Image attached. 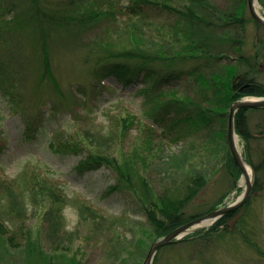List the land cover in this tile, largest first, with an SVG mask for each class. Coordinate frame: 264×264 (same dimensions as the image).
<instances>
[{"label": "rangeland", "instance_id": "374dc122", "mask_svg": "<svg viewBox=\"0 0 264 264\" xmlns=\"http://www.w3.org/2000/svg\"><path fill=\"white\" fill-rule=\"evenodd\" d=\"M18 1L0 0V24L2 19L11 21L10 17L20 10ZM120 1L127 3V0ZM211 1L220 9L231 11L237 0ZM256 9L264 16V0H256ZM144 10L140 25L145 31L153 30L154 39L160 41V34H164L175 16L151 7ZM244 17V28L236 29L242 45L237 48L225 44L222 54L227 56L216 62L209 61V64L204 63V58L177 62L174 67L183 72L170 84L160 85L159 89L164 90L162 101L172 99V94L167 93L169 89H175L179 95L183 92L194 97L200 95L196 92L199 85L188 73L191 68L196 67L206 74L212 69L218 71L222 64H234L240 53L249 55L256 48L261 51L258 79L264 81V28L255 24L247 7ZM119 18L126 20L127 14ZM22 31L0 28V217L8 229L1 234L4 239L0 237V264H27L22 249L27 228L33 229V235L39 236L43 248L51 252L54 242L48 233L50 219L44 213L50 202L33 192L38 188L28 189L33 176L48 177L65 200L60 209L63 227L59 235L72 234L70 249L83 264H121L119 258L128 254L126 246L131 248L132 256L128 257L127 264H141L153 242L147 233L150 224L136 195L130 190L111 189L117 178L107 167L80 169L78 163L88 153L87 149L72 153L51 146L65 137L79 140L82 136L94 140L96 135L104 140L99 148L118 156L135 146L140 151L148 150L138 144L151 136L154 155L146 157L147 165L140 166V171L156 193L163 189L176 191L188 174L199 172L206 178L205 185L185 206L186 217L205 214L210 208L214 207L210 209L212 211L239 198L245 182L241 174L235 180L227 163V114L221 119L215 118L209 125L196 126L179 121L169 129L166 125L171 119L183 116L189 110L170 107L160 116L163 121L161 125H155L154 132L143 129L140 123L154 124L151 101H146L140 91L149 88L151 80L139 78L124 86L113 75L105 76L101 81L94 79L93 57L89 62L85 60L90 55L85 42L99 34L94 30L81 33L75 39L57 33L52 36V69L67 94L69 102L64 101L48 83L34 88L40 69L31 40ZM109 36L117 41L125 34L115 29ZM257 40H260L259 45ZM161 68V65L156 66L157 70ZM79 87L84 89L85 97ZM75 99L77 102H73ZM127 116L132 119H129L131 123L121 130L119 121ZM247 116L249 130L254 136L250 151L253 160L259 162L264 157V111L251 110ZM237 143L240 152L244 153V141L239 135ZM259 176V189L250 194L248 204L243 205L235 220L228 218L226 228L205 231L212 223L194 227L181 239L159 247L153 264H264V168L259 171ZM26 180L30 181L29 186L24 183ZM6 183L21 199L19 214L8 212L10 197L4 188ZM82 202L105 219L99 216L97 220L93 219L91 210L83 212L82 219ZM61 237V240L66 239L65 234ZM136 238H141L140 246H137L140 241L135 244Z\"/></svg>", "mask_w": 264, "mask_h": 264}, {"label": "trees", "instance_id": "16d2710c", "mask_svg": "<svg viewBox=\"0 0 264 264\" xmlns=\"http://www.w3.org/2000/svg\"><path fill=\"white\" fill-rule=\"evenodd\" d=\"M18 2H20L19 5ZM18 2L20 10L10 17L11 21L2 19L0 28L6 27L7 30L16 32L24 30L28 34L40 69L34 88L37 89V86L48 83L64 101H68L67 94H64L52 69L50 50L52 36L57 33L64 35V38L66 35H71L75 39L81 33L92 30L99 31V34L85 42L89 46L90 54L85 60L89 62L93 57L91 67L94 79L101 81L105 76L113 75L121 80L124 86L139 78L144 81L151 80L149 88L140 89L146 96L145 100L151 101V120L154 124L150 126V124L140 123L143 129L149 132H154L155 125H161L163 120L160 116H163L170 107L176 110L184 108L189 110L183 116L171 119L166 125L167 128H174L179 121L201 126L209 125L215 118L221 119L224 115L226 116L231 102L236 99L264 96V81L258 79L260 72L258 62L261 55L259 48L249 55L240 53L234 64H222L218 71L212 69L206 74L196 67L191 68L188 73L200 87L196 90L200 93L198 97L190 95L189 92L179 95L175 93V89H169L167 93L172 94V99L162 101L161 95L164 94V90L159 89L160 85L170 84V81L183 72L174 67L177 62L204 58L206 59L204 63L209 64V61L216 62L227 56L222 54V46L225 44L237 48L242 45L243 41L238 38L236 29L244 28L246 0H237L231 11L220 9L211 0H127V3H122L120 0H19ZM149 7L175 16L173 23L168 24L164 30L166 35L160 34L162 35L159 37L160 41L154 39L156 34L152 32L153 30L145 31L140 25L145 13L144 9ZM123 14H127L126 20H120L119 17ZM255 24L264 28L256 22ZM115 29L122 31L125 36L117 41L113 40L109 33ZM167 35L169 37L165 38L164 36ZM257 41L259 45L260 40ZM157 65H161L162 68L157 70ZM78 90L85 97L84 89L79 87ZM71 95L73 96L72 92ZM82 102L85 104L86 101L82 98ZM251 110L264 111V107L239 108L235 112L234 125L236 133L244 141L242 155L253 169L252 194L261 184L259 171L264 168V157L256 162L250 151V142L254 136L248 127L247 113ZM129 116L120 119L121 130H125L131 123L129 119H135L134 115H131L132 119ZM214 134H217V131ZM147 137L138 145L148 150L140 151L135 146L130 152L119 153L118 156L111 154L108 149L99 148L104 140L96 135L94 140L93 138L86 140V137L82 136L78 137L79 140L65 137L57 143H52L51 146L58 151L72 153L87 149L88 153L78 163L80 169L101 166L111 169L116 174L117 183L110 188L130 190L136 195L151 227L147 233L150 240L154 241L186 221L203 215L204 212H201L186 217L184 208L205 185L206 178L199 172L188 174L176 191L163 189L160 193H156L140 171V166L147 165L146 157L154 155L150 143L151 136ZM1 145L0 142V149ZM226 159L237 180L241 172L232 159L228 147ZM31 179V185L30 181H24L27 186L30 185L28 189L38 188L33 192L44 196L50 202V207L46 208L44 213L50 219L48 233L52 236L54 244L51 246V252L48 253L40 244L39 236L33 235V229L27 228L23 234V260L27 264H83L77 258L76 252L70 249L69 241L72 234L62 233L61 236L63 234L66 236L65 240H61L62 237L59 235L60 228L63 227V215L60 209L65 200L59 196L55 185L48 177L43 179L33 176ZM5 187L10 197L9 214L12 212L19 214L22 211L21 199L12 188L8 187L7 183ZM249 200L250 196L244 207ZM80 204L82 219H84L83 212L90 210L93 213L91 214L93 219L97 216L105 219L92 211L90 206L83 202ZM237 211L225 213L205 231L226 228L228 218L235 216ZM7 230L4 220L0 217V237ZM143 231L146 232L144 229ZM3 239L4 237H1V240ZM140 239H135V244L140 241L137 246H140L142 241ZM125 251L128 254L119 258L121 264H127L128 257L131 256V248L126 246Z\"/></svg>", "mask_w": 264, "mask_h": 264}, {"label": "water", "instance_id": "95a60500", "mask_svg": "<svg viewBox=\"0 0 264 264\" xmlns=\"http://www.w3.org/2000/svg\"><path fill=\"white\" fill-rule=\"evenodd\" d=\"M247 9L249 11L250 16L252 19L259 25L264 26V16H262L258 10L256 9V0H246ZM249 107V108H260L264 107V96H250V97H243L240 99H236L231 102L228 113H227V142L229 152L234 160L235 164L239 168L241 172V177L245 182L244 190L239 196L237 200L234 202L216 208L212 211H209L201 216L195 217L191 220L186 221L185 223L179 225L178 227L172 229L167 234L157 238L149 245L146 255L141 264H151L156 254V251L159 247L169 244L175 240L181 239L184 235L188 234L189 231L196 227L199 223L209 221V223L215 222L219 219L222 215L227 212H231L234 210H238L236 215L233 216L232 219H236L243 208L244 203L249 198L252 187H253V169L250 165L245 161L242 153L238 149V143L236 141L237 133L235 131L234 125V116L235 112L239 108ZM245 164L250 167V173H248L245 169Z\"/></svg>", "mask_w": 264, "mask_h": 264}, {"label": "bare ground", "instance_id": "6f19581e", "mask_svg": "<svg viewBox=\"0 0 264 264\" xmlns=\"http://www.w3.org/2000/svg\"><path fill=\"white\" fill-rule=\"evenodd\" d=\"M236 141H237V137H236ZM245 169H246V171L248 172V173H250V167L248 166V165H246L245 164ZM205 223H209V221H205V222H201V223H199L197 226H201V225H204ZM196 226V227H197Z\"/></svg>", "mask_w": 264, "mask_h": 264}]
</instances>
